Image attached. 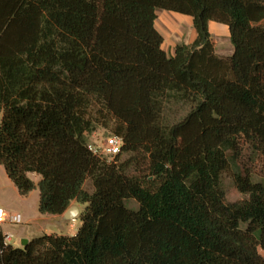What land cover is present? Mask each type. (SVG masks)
Returning <instances> with one entry per match:
<instances>
[{
  "label": "trees",
  "instance_id": "16d2710c",
  "mask_svg": "<svg viewBox=\"0 0 264 264\" xmlns=\"http://www.w3.org/2000/svg\"><path fill=\"white\" fill-rule=\"evenodd\" d=\"M159 10L195 41L169 55ZM171 105L191 110L168 125ZM0 118L19 194L36 175L40 214L85 206L72 237L17 248L0 231V264H264V0H0ZM99 129L123 141L113 160L89 150Z\"/></svg>",
  "mask_w": 264,
  "mask_h": 264
},
{
  "label": "rangeland",
  "instance_id": "374dc122",
  "mask_svg": "<svg viewBox=\"0 0 264 264\" xmlns=\"http://www.w3.org/2000/svg\"><path fill=\"white\" fill-rule=\"evenodd\" d=\"M157 16L158 19L156 26L158 30L162 32L164 35L165 49L167 50L168 53L174 46L180 44H191L194 42L195 33L191 19L184 17L180 14H175L163 10H159L157 12ZM213 27L214 28L212 29V33L210 34L212 37V42L214 43L215 46V50L219 53L230 56L232 53H229V51L231 49L230 45L232 44L228 36L227 29L219 24ZM190 110L191 109H185L183 107L176 105L169 106L168 109H165V113H164L165 123H167L168 125H173L180 122L188 115ZM110 135H111L110 132L105 131L103 129H99L91 136L90 142L94 146L100 148L104 144L105 139H107ZM243 161L246 164L247 163L250 164V166L252 167L251 169H258V170L261 169L260 165L257 162H255V159L252 158L250 152L247 150L245 152ZM30 178L36 183L37 185L36 189L33 192H31L32 194L30 193L31 196L27 195L29 197L20 196L14 184L8 178L4 167L0 165V207L5 209V211L10 215L21 216V223L19 225L8 224V228L13 230V233L12 231H9L10 233H7L6 235H12L13 237L12 245L13 246L19 245L20 248L23 247L22 246L23 242L22 243L18 242L13 227H16V229L27 227V225L24 226V224H26L27 222L24 215L34 216V218L40 217L42 215L39 212V204H40V192L38 188L39 177L36 175H30ZM224 186L226 190L227 199L230 203H235L245 198L236 190V188L233 185L232 179L230 178L229 175L224 176ZM85 189L89 192H92V185L90 182L86 183ZM126 205L130 209L138 208V205L134 201L126 202ZM84 210H85V206H83V211ZM79 217L77 218V221ZM66 222H71V221H66ZM36 224L38 225V223ZM36 224L34 222V226H36ZM70 225L71 223H64V222H60V223L51 222L49 224H45L46 229L43 230L42 232H46V233L50 232V233L43 234L41 232L39 233V235L37 234L38 236L35 237L34 239L42 237L44 235L69 236L71 229ZM39 226L40 225L36 227L38 230H39ZM31 241H29V243Z\"/></svg>",
  "mask_w": 264,
  "mask_h": 264
},
{
  "label": "crops",
  "instance_id": "0c3cea01",
  "mask_svg": "<svg viewBox=\"0 0 264 264\" xmlns=\"http://www.w3.org/2000/svg\"><path fill=\"white\" fill-rule=\"evenodd\" d=\"M185 17V16H184ZM213 23V24H212ZM211 23V27H210V33H212V29L214 28L213 26H216V25H218V23H215V22H212ZM219 25H221V24H219ZM224 28H226L227 29V31H228V36H229V38H230V33H229V29H228V27H226V26H224V25H222ZM158 29V28H157ZM225 29V30H226ZM160 32V31H159ZM161 34H162V36L164 37V35H163V33L162 32H160ZM194 33H195V30H194ZM195 39H196V33H195ZM195 39H194V41H195ZM192 44V43H191ZM186 45H189V44H186ZM178 46V45H177ZM177 46H174L171 50H170V52L168 53L167 52V50L165 49V42H164V44H163V49L169 54V55H173L174 54V51H175V48L177 47ZM230 47H231V49H230V51H229V53H232L233 54V46L232 45H230ZM216 53L218 54V55H220V56H225V57H228V55H225V54H222V53H219V52H217L216 51ZM231 54V55H232ZM230 55V56H231ZM39 183V182H38ZM15 186V185H14ZM16 188V187H15ZM16 190H17V188H16ZM18 191V190H17ZM19 193V192H18ZM32 194V193H31ZM31 194H29V196H31ZM20 195V194H19ZM21 196V195H20ZM29 196H27V197H29ZM27 197H25V198H27ZM71 207H77L78 209H79V211H80V214L83 212V206L81 207V205H79L77 202H73L72 203V205H71ZM0 208H2V207H0ZM24 217H25V219H26V224H24V226L25 225H27V227H22V228H18V229H16V227H13V229L15 230L14 232L16 233V237H17V240H18V242L19 243H22L23 241H25V240H28V241H31V240H33L35 237H37L38 235H39V233H41L43 230H45L46 229V226H45V224H49V223H51V222H64V223H71V225H70V227H71V229H70V235L69 236H75L76 234H77V232H78V229L80 228V226H81V222L79 221V219H78V221H77V219L75 220V221H71V222H66L64 219H63V216H50V215H41L40 217H36V218H34V216H29V215H24ZM34 222H35V224L36 223H38V225H40L39 226V230L36 228L38 225L36 224V226H34ZM32 223V224H31ZM73 223V224H72ZM0 230L2 231V233L4 234V235H6L7 233H10L9 231H12V233H13V230H11L10 228H8V224H5V225H2V226H0ZM73 232V233H72ZM43 234L45 233V234H49V233H46V232H42ZM38 234V235H37ZM55 234V233H54ZM12 244H13V242H12ZM14 247H17V248H20V246L19 245H17V246H14Z\"/></svg>",
  "mask_w": 264,
  "mask_h": 264
},
{
  "label": "built area",
  "instance_id": "2783aa9c",
  "mask_svg": "<svg viewBox=\"0 0 264 264\" xmlns=\"http://www.w3.org/2000/svg\"><path fill=\"white\" fill-rule=\"evenodd\" d=\"M122 146L123 141L121 139L116 137H108L107 139H105V142L102 147L98 148L93 144H90L89 150L99 157L113 160L116 156L121 153ZM20 223V215H10L5 211V209L0 208V226L4 224L19 225ZM12 241V235L5 236V244H11Z\"/></svg>",
  "mask_w": 264,
  "mask_h": 264
},
{
  "label": "water",
  "instance_id": "95a60500",
  "mask_svg": "<svg viewBox=\"0 0 264 264\" xmlns=\"http://www.w3.org/2000/svg\"><path fill=\"white\" fill-rule=\"evenodd\" d=\"M80 216V211L77 207H71L63 216L65 221H74ZM29 244L28 240L23 241L22 246L26 247Z\"/></svg>",
  "mask_w": 264,
  "mask_h": 264
}]
</instances>
